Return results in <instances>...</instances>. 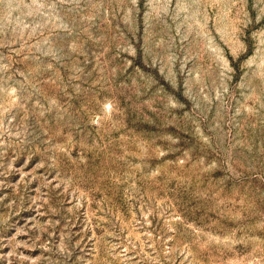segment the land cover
Masks as SVG:
<instances>
[{
    "label": "rangeland",
    "instance_id": "1",
    "mask_svg": "<svg viewBox=\"0 0 264 264\" xmlns=\"http://www.w3.org/2000/svg\"><path fill=\"white\" fill-rule=\"evenodd\" d=\"M0 264H264V0H0Z\"/></svg>",
    "mask_w": 264,
    "mask_h": 264
}]
</instances>
